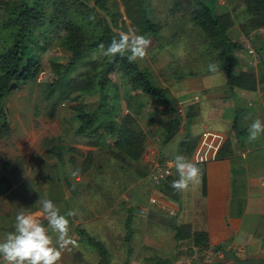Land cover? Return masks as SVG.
Listing matches in <instances>:
<instances>
[{
	"label": "crops",
	"instance_id": "obj_1",
	"mask_svg": "<svg viewBox=\"0 0 264 264\" xmlns=\"http://www.w3.org/2000/svg\"><path fill=\"white\" fill-rule=\"evenodd\" d=\"M187 27L182 25L183 30L179 29L181 32L176 29L179 36L174 38L170 33H165L168 37L167 44L171 46L164 53H168L171 58L168 59L167 66L159 69L162 72L154 70L146 59L135 62L139 69L145 70L153 86L165 91L168 104L158 105L154 96L132 89L129 73L123 77L127 80H121L123 93L114 97L119 116L130 114L143 135V149L139 154V160L143 158L140 160L143 170L130 169L134 162L120 150L127 158L124 166L116 167L117 169L88 167L83 172L80 171L78 174L90 170L98 176H119V179L111 178L107 183H95L100 189L102 204L95 210L87 200L84 202L80 199L82 187H79V193L75 194L78 196L75 197L68 192L66 184L62 186L63 196L58 187V195L52 193L51 199L62 204L67 209L66 213L69 210L76 212L75 216L68 218L69 235L76 244L69 246L72 250L65 251L58 264H101L103 260L105 264H171L173 261L175 264H264V188L260 186L261 179H264V134L256 141L248 142V127L252 120L260 118L264 121L262 70L259 73L258 68L249 67L247 59L254 52L249 55L247 46L243 45L247 48L246 52L241 49L231 55L233 71L238 74L252 68L256 81L253 90L237 88L228 91L220 59L216 63L213 54L204 49L191 56L183 72L174 73V68L168 71L169 66L182 60L178 58L179 55L184 54V51L179 50V53L172 52L171 47H178L183 42L190 43L189 38L184 37L187 35ZM157 47L158 52L163 51L160 45ZM248 47L252 49L250 44ZM210 63L218 66L216 72L208 70ZM121 88L118 89L120 92ZM174 116L181 119L180 124L174 135L164 143L161 133ZM245 116H250V119L245 120ZM234 123L240 129V133L236 132L240 137L238 143L233 141ZM208 131L223 134L224 141L228 139L229 145L221 150L216 159L195 163L194 152L201 137ZM186 135L191 137L193 143L181 145L180 140ZM110 141L113 146L114 138ZM96 149L99 150V147ZM97 153L98 151L95 152ZM177 154L194 162L201 169L202 175L198 184L178 193V199H172L161 190V184H152L150 169L155 164L162 165L167 161L170 166L169 162ZM170 174L177 175L174 167L170 166ZM135 183L142 185L148 192L146 205L137 203V196L129 193ZM111 189H120L121 193L117 196L113 195L115 191L107 193ZM152 194L158 197L160 204L156 201L149 202ZM6 200L7 203L10 201L9 196ZM129 201L136 206V210L127 206ZM83 205L87 214H82ZM114 208H119L121 216L110 214ZM129 209L132 214L126 232L125 220ZM168 210L173 214L170 215ZM15 217H6L3 222L13 224ZM169 220L174 221L176 226L189 225L193 232L206 231L207 247H202L199 251L193 247L190 239L177 241L174 238L175 225L168 224ZM154 229L156 232L152 233ZM79 230L100 244L103 256L79 235ZM145 234L148 236L146 241ZM6 235V231H0V241ZM217 245L221 248L213 252ZM172 248L174 253L170 255L167 250Z\"/></svg>",
	"mask_w": 264,
	"mask_h": 264
},
{
	"label": "trees",
	"instance_id": "obj_2",
	"mask_svg": "<svg viewBox=\"0 0 264 264\" xmlns=\"http://www.w3.org/2000/svg\"><path fill=\"white\" fill-rule=\"evenodd\" d=\"M192 1L193 7L190 10L192 23L201 31L204 40L220 49L219 59L222 64L221 70L225 75L227 90L230 92L237 88L253 90L256 81L252 68L234 74L231 55L243 49V44L232 40L228 31L236 29L235 31L247 37L248 32L264 27V0H241L244 13L236 22L232 21L229 12L215 14L212 12V6L205 1ZM0 6L3 9L2 17H0V113L3 114L4 110V106L1 105L2 101L12 93L26 88L40 73L42 64L33 57L35 47H37L34 33L40 34L46 27H51L54 31L63 34L60 37V46L70 52L72 57L66 64L57 62L49 64L54 77L44 84L41 99L51 103L50 116H54L58 104L64 101L73 102L71 109L79 121L75 135L86 138V143L99 147V149L106 143L103 139L114 138V149L124 151L131 161H138L143 149V135L135 126L130 114L119 116L116 112L117 100L114 97H118V90L115 89L117 92L112 98L108 95L114 74L120 70L121 76L125 78V75L129 73L132 89L154 96L158 105L168 104L165 91L152 85L145 70L139 69L136 63H129L127 54L116 57L99 55L100 58L97 60L89 57L91 53L101 50L99 45L103 44L107 48L113 38H118L120 31H126L122 14L110 11L107 0H7L4 3L0 0ZM144 10L145 7L141 6L140 11L134 17V29L137 34L154 40L159 31L163 32L162 34L170 33L174 38L179 36V32L183 30V23H178V25L153 23ZM180 28L182 29L179 30ZM176 29L179 32L175 31ZM248 40L259 57L263 76L261 81L264 82V40L258 49L253 46L251 36ZM82 68L85 70H81ZM94 93H98L97 104L92 108H87L82 99ZM180 120L178 116H174L166 123L161 133L162 142L165 143L174 135ZM1 127L8 128L5 121ZM233 127L235 130L233 141L238 143L240 129L235 123ZM180 142L185 146L193 143L188 135L184 136ZM227 145H229V140L225 139L217 155ZM61 149L56 146L52 148V150H57L54 154L56 168L63 163ZM76 151L78 150L75 147L65 148V152L70 154ZM90 154L92 152L87 151L86 155L90 156ZM68 160L78 163L79 172H83L91 163V157L87 156L85 159L82 158L80 163L73 156H70ZM175 179L177 175L169 174L161 181V190L172 199H178V193L174 192L170 186ZM131 214L132 210H127L126 232H128ZM173 230L177 241L190 239L193 247L199 251L202 247H207L208 233L206 231L193 232L189 225H175ZM78 233L103 256L104 251L98 242L81 230ZM217 249H220V245L212 251ZM101 264H105V261L103 260Z\"/></svg>",
	"mask_w": 264,
	"mask_h": 264
},
{
	"label": "rangeland",
	"instance_id": "obj_3",
	"mask_svg": "<svg viewBox=\"0 0 264 264\" xmlns=\"http://www.w3.org/2000/svg\"><path fill=\"white\" fill-rule=\"evenodd\" d=\"M6 1L1 0V3ZM203 1L212 6V12L215 14L229 12L233 22L239 20L244 13V5H241V0ZM107 4L110 11L122 14L126 31L130 28L134 29V17L140 11L141 6L145 7L144 11L153 23L161 25L166 23L172 25L183 23L188 26L186 28L187 35H184V37H188L190 43L183 42L180 46H174L170 49L175 53H179L177 50L184 51L185 55L183 53L179 55L178 58L182 60L173 64L171 67L169 66L168 71L174 68V73L183 72L188 64V60L191 59V56L193 57V55L197 54L200 49H204L213 54V60L216 63L219 61L220 49L204 40L201 31L191 21L190 10L193 7L192 0H107ZM2 10L0 6V17H2ZM180 18L182 19L180 20ZM172 25L169 26L171 27ZM237 28L239 29V27ZM165 30L167 33L169 32L166 27ZM235 30L228 31L229 37L244 46H249L248 37L250 36L254 43L253 46L256 49L261 46V42L264 40V27L248 32L247 37ZM162 33L159 31L157 38L154 40L149 38L151 44L147 49L148 55L145 58L150 66L159 72H162L159 69L167 66L171 58L167 55L168 53H164V50H168L171 45L167 44L166 38L168 37ZM61 36H63L61 32H56L51 27H46L40 34L38 32L34 33L37 47H35L33 57L41 62L42 69L36 79L26 88L12 93L1 103L4 106V110L3 114L0 113V231H6L7 233H9L8 231H14V223L3 222L6 217L16 216L20 212L39 215L41 209L39 201L44 199L52 200V193L58 195L56 191L58 188L61 190L60 194L63 196V184L67 185L65 187L73 197L78 196L75 194L79 193L78 189L82 187V196L80 199H83L84 202L87 200L92 209L95 210L101 204V192L95 183H107L111 181V178L119 179V176L111 174L98 176L90 170L87 173L84 172L73 176L72 173L79 167L77 165L78 163L68 160L70 156L76 158L79 163L82 158L85 159L86 156L91 157L89 167L94 169L102 167L117 169L116 167L124 166V163L127 162L125 155L120 150H116L111 146L112 141L110 139L106 141L101 149L97 150L95 146L86 143V138L75 135V129L79 121L75 118V112L71 109L74 104L73 102L64 101L58 104L54 116L51 117L49 113L51 103L41 99V91L44 84L54 77V73L49 69L50 62L66 64L72 57L70 52L60 46ZM164 43L166 46L163 47L162 45ZM158 44L161 46L160 49L163 50L162 52L157 51ZM38 46H40L39 49ZM244 46L242 51L246 52L247 48ZM101 51L91 53L89 57L93 58L94 55L99 56L101 55ZM249 55H252L247 59L250 64L249 67L254 66L252 68H258L260 73L261 65L257 53L254 50ZM81 70H85V68ZM122 78L120 70L115 72L113 84L108 90L109 97L112 98L115 92L121 88L120 85L123 83L121 80H127ZM123 88H121V92L118 90V93H123ZM97 98L98 93H94L84 96L82 102L86 103L87 108H92L97 104ZM107 102L109 103V98ZM73 115L75 119L72 117ZM4 121L8 127L6 129L1 127ZM54 146L62 148L63 163L58 165L57 168L54 156L57 150H52ZM69 146L75 147L78 151L73 154L65 152V148ZM87 151L92 152V154L90 156L82 154ZM96 151H98L97 154H95ZM119 156L124 160L119 158ZM140 160L132 163L130 169H134V171H137V169L143 170L140 165ZM13 185H15L14 188H11ZM16 185H18V188ZM112 191L116 192L113 194L114 196L121 193L120 189H111L107 193L110 194ZM129 193H134L137 196V203L146 205L148 192L142 185L133 184ZM8 196L10 201L7 203L6 199ZM151 196L155 198L156 203L160 204L155 194ZM52 201H55L54 203L58 206L61 214L66 213L67 209L62 204H59L57 200ZM127 206H132L136 210V206L132 201H129ZM168 211L170 215L173 214L170 210ZM84 213L87 214V210L83 205L82 214ZM110 214H118V216H121L119 208H114ZM169 222L168 224L175 225L174 221L169 220ZM43 223L45 226L47 225L46 221H43ZM153 232H156V229L152 230ZM138 233L136 232V234ZM144 237L146 241V237L148 238V236L145 234ZM167 252H170L171 255L174 253L173 248L167 250ZM170 259L173 261L172 257ZM171 264H175V261L171 262Z\"/></svg>",
	"mask_w": 264,
	"mask_h": 264
},
{
	"label": "clouds",
	"instance_id": "obj_4",
	"mask_svg": "<svg viewBox=\"0 0 264 264\" xmlns=\"http://www.w3.org/2000/svg\"><path fill=\"white\" fill-rule=\"evenodd\" d=\"M151 40L137 34L134 29L120 31L118 38H113L105 48L99 45L101 56L116 57L127 54L129 63L143 61L148 55L147 49ZM99 56H93L94 60ZM210 72H216L218 66L210 63ZM245 120L250 116H245ZM264 134V121L255 118L248 127V142L256 141ZM176 169L178 178L171 182V188L176 193L187 191L190 186L198 184L201 179V169L182 154H177L169 162ZM79 169L72 173L78 175ZM40 214L20 212L15 217L14 231L7 233L0 241V264H58L65 251H71L76 241L71 238L69 217L76 215L75 210L61 214L58 206L50 199L39 201ZM42 217V218H41ZM47 222V225L43 223Z\"/></svg>",
	"mask_w": 264,
	"mask_h": 264
},
{
	"label": "built area",
	"instance_id": "obj_5",
	"mask_svg": "<svg viewBox=\"0 0 264 264\" xmlns=\"http://www.w3.org/2000/svg\"><path fill=\"white\" fill-rule=\"evenodd\" d=\"M247 48L248 52L252 53L253 50L248 46ZM224 138V135L220 133H215L211 131L204 133L194 152L193 161L195 163H200L216 159L218 150L220 149ZM169 174L170 166L168 164V161L162 165L155 164L150 169V179L152 184L159 185L161 181H163ZM260 186L264 188V179H261ZM149 202L155 203V198L150 197Z\"/></svg>",
	"mask_w": 264,
	"mask_h": 264
}]
</instances>
